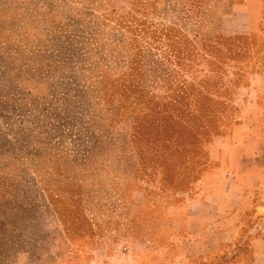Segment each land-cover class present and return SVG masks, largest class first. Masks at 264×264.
Listing matches in <instances>:
<instances>
[{
  "label": "rangeland",
  "instance_id": "1",
  "mask_svg": "<svg viewBox=\"0 0 264 264\" xmlns=\"http://www.w3.org/2000/svg\"><path fill=\"white\" fill-rule=\"evenodd\" d=\"M244 1L0 0V264L169 261L264 134Z\"/></svg>",
  "mask_w": 264,
  "mask_h": 264
},
{
  "label": "crops",
  "instance_id": "2",
  "mask_svg": "<svg viewBox=\"0 0 264 264\" xmlns=\"http://www.w3.org/2000/svg\"><path fill=\"white\" fill-rule=\"evenodd\" d=\"M244 4L237 13L246 11L256 19L253 28L264 45V0ZM259 76L264 79V71ZM235 148L222 172L229 183L222 180L219 190L212 187L208 192L214 197L192 201L188 207L193 211L169 226L170 239L181 246L173 253L160 248L169 258L163 264H264V134L246 136ZM195 208L198 213L193 214ZM243 245L248 255L240 253Z\"/></svg>",
  "mask_w": 264,
  "mask_h": 264
}]
</instances>
